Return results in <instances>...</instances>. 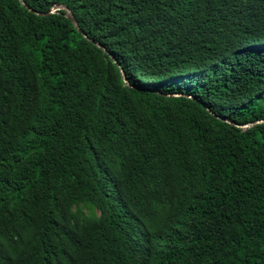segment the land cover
<instances>
[{
	"label": "trees",
	"instance_id": "16d2710c",
	"mask_svg": "<svg viewBox=\"0 0 264 264\" xmlns=\"http://www.w3.org/2000/svg\"><path fill=\"white\" fill-rule=\"evenodd\" d=\"M24 1L93 42L0 0V264H264V0Z\"/></svg>",
	"mask_w": 264,
	"mask_h": 264
},
{
	"label": "water",
	"instance_id": "95a60500",
	"mask_svg": "<svg viewBox=\"0 0 264 264\" xmlns=\"http://www.w3.org/2000/svg\"><path fill=\"white\" fill-rule=\"evenodd\" d=\"M20 2L22 3V5L26 8V9H28L29 11H31V12H34V13H36V14H38V15H49V14H54V13H59V12H61V11H64L65 12V16L73 23V25L75 26V28L86 38V39H88V40H90V41H92L87 35H86V33H84L81 29H80V27H79V25H78V22L76 21V19H75V16H74V14L72 13V11L67 7V6H65V5H63V4H57V5H54L52 8H51V10L48 12V13H39V12H36V11H34L33 9H31L26 3H25V1L24 0H20ZM93 42V41H92ZM96 45L99 47V48H101L102 50H104L106 53L108 52L107 50H106V48L103 46V45H101V44H99V43H96ZM109 53V52H108ZM111 55V54H110ZM120 72H121V75H122V77H123V80H124V82L127 84V79H126V77H125V73H124V71L122 70V68H120ZM219 119V118H218ZM219 120H223V119H219ZM223 121H225V120H223ZM228 123H231V124H234V125H236L235 123H233V122H229V121H227ZM258 122V121H257ZM258 123H260V122H258ZM253 124L251 123V124H246V125H242V126H240V125H238V127H244V128H248V127H250V126H252Z\"/></svg>",
	"mask_w": 264,
	"mask_h": 264
}]
</instances>
